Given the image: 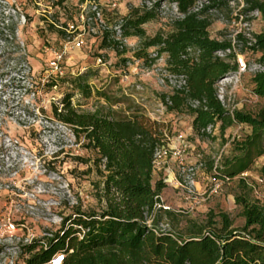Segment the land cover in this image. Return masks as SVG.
Wrapping results in <instances>:
<instances>
[{"label":"rangeland","instance_id":"obj_1","mask_svg":"<svg viewBox=\"0 0 264 264\" xmlns=\"http://www.w3.org/2000/svg\"><path fill=\"white\" fill-rule=\"evenodd\" d=\"M151 4L150 0H0V264H26L22 245L50 236L73 207L98 210L105 204L100 199L102 178L93 161L97 154L52 115L51 104L66 94L79 111L128 115L140 109L162 124L167 148L184 149L185 170L171 154L160 156L153 182L164 179L161 205L182 224L186 217L202 222L210 212L225 211L235 226L242 225L234 201L241 192V177L254 184L255 196L264 199V178L257 171L264 155L251 170L232 178L223 165L238 154L236 142L250 133V127L235 125L222 134L218 122L208 128L209 137L197 136L191 116L168 112L161 102V94L183 83L181 76L168 71L166 54L152 61L156 48L150 47L139 59L135 53L142 48L141 38L121 36L119 25L130 9ZM206 4L207 0H195L194 9ZM207 15L212 20L211 37L234 40L239 64L237 72L219 80V99L229 110L257 114L264 100L253 93L252 77L262 67L256 63L258 54L241 51L243 45L235 38L241 33L251 39L260 32L264 27L260 14L249 12L243 0H214ZM179 16L172 0H160L158 18L143 28L148 36L167 33ZM52 23L62 32L52 31ZM105 31H115L110 38L119 40V49H126L123 54L102 46ZM58 54L62 57L56 70L53 62ZM55 72L57 85L46 89L48 76ZM77 76L91 86L90 96L70 84ZM216 184L219 188L212 192Z\"/></svg>","mask_w":264,"mask_h":264},{"label":"trees","instance_id":"obj_2","mask_svg":"<svg viewBox=\"0 0 264 264\" xmlns=\"http://www.w3.org/2000/svg\"><path fill=\"white\" fill-rule=\"evenodd\" d=\"M150 1L151 5L132 7L122 18L121 36L141 38L142 48L135 53L139 59L150 47L156 48L152 61L166 54L168 71L181 76L183 83L171 93L161 94V102L168 112L191 116L197 136L209 137L208 128L218 122L222 134L235 125L250 127V133L236 142L238 154L223 162L229 178L246 173L264 155V107L257 114L229 110L218 97L219 80L237 72L239 64L234 40L210 35L212 20L207 11L214 0L196 10L195 0H172L180 16L167 33L148 36L143 25L158 18L160 7V0ZM243 2L264 22V0ZM51 27L57 34L62 32L54 23ZM12 34L16 37L15 30ZM114 34L105 31L102 46L121 55L126 49L120 50L119 40L110 38ZM235 40L243 45L241 51L258 54L256 63L262 69L252 77V90L264 100V27L251 39L239 33ZM220 51L228 53L220 56ZM58 79V72L49 75L44 87H55ZM70 84L85 97L92 94L81 76L70 79ZM98 94L105 96L104 92ZM51 112L72 129L85 148L97 154L93 161L102 178L100 199L105 204L98 210L75 206L71 214L61 216L59 229L50 236L22 245L26 264H48L58 253L64 255L62 264H264V199L254 195V184L246 177H241V192L234 197L242 225L235 226L225 211L210 212L202 222L186 217L182 224L161 205L164 179L153 182L155 154L168 142L160 122L140 109L128 115L102 109L79 111L70 94L58 104L53 102ZM257 171L264 178V164ZM165 218L169 221L162 227Z\"/></svg>","mask_w":264,"mask_h":264},{"label":"built area","instance_id":"obj_3","mask_svg":"<svg viewBox=\"0 0 264 264\" xmlns=\"http://www.w3.org/2000/svg\"><path fill=\"white\" fill-rule=\"evenodd\" d=\"M62 57L61 54H58L57 55V60L55 62H53V66L54 68L57 70L58 69V60ZM184 149L183 148H180V149H176L174 151H170L168 148H167V145L166 146H162L155 154V160H154V170L156 169V165H157V159L158 157L160 156H163V157H167L168 155L171 154V156H173L174 158H176L178 161H179V164H180V167L182 170H185V162H184ZM245 174V173H243ZM260 182H262L263 180L262 179H259ZM219 188V185H215L214 189L212 190V192H216ZM63 257L64 255L63 254H56L54 255L51 260L48 262V264H62L63 262Z\"/></svg>","mask_w":264,"mask_h":264},{"label":"water","instance_id":"obj_4","mask_svg":"<svg viewBox=\"0 0 264 264\" xmlns=\"http://www.w3.org/2000/svg\"><path fill=\"white\" fill-rule=\"evenodd\" d=\"M226 77V76H225ZM224 78V77H223Z\"/></svg>","mask_w":264,"mask_h":264}]
</instances>
